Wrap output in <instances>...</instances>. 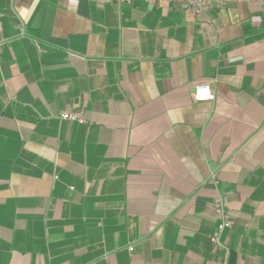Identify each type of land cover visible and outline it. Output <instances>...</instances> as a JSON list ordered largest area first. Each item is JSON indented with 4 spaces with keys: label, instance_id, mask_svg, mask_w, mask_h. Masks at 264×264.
I'll return each mask as SVG.
<instances>
[{
    "label": "crops",
    "instance_id": "0c3cea01",
    "mask_svg": "<svg viewBox=\"0 0 264 264\" xmlns=\"http://www.w3.org/2000/svg\"><path fill=\"white\" fill-rule=\"evenodd\" d=\"M0 264H264V11L0 0Z\"/></svg>",
    "mask_w": 264,
    "mask_h": 264
},
{
    "label": "built area",
    "instance_id": "2783aa9c",
    "mask_svg": "<svg viewBox=\"0 0 264 264\" xmlns=\"http://www.w3.org/2000/svg\"><path fill=\"white\" fill-rule=\"evenodd\" d=\"M104 2H110L111 0H103ZM121 3L130 4L131 0H118ZM234 1H243L247 4H254L259 6L264 11V0H170L182 10H191L196 15H202L207 12L211 7L219 4H224ZM204 93V95H201ZM214 96L208 84L201 83L194 87L193 99L196 102H207L213 100ZM61 120L73 121L79 124L84 123L82 113H63L60 115ZM212 182L216 184V180L212 178ZM212 210L216 223L214 232L210 235V243L214 249L222 248V235L230 229L232 226L231 217L228 210V199L226 195H217L212 202ZM132 251V248H129Z\"/></svg>",
    "mask_w": 264,
    "mask_h": 264
},
{
    "label": "snow or ice",
    "instance_id": "6c2138e0",
    "mask_svg": "<svg viewBox=\"0 0 264 264\" xmlns=\"http://www.w3.org/2000/svg\"><path fill=\"white\" fill-rule=\"evenodd\" d=\"M201 95H204V93H201Z\"/></svg>",
    "mask_w": 264,
    "mask_h": 264
}]
</instances>
